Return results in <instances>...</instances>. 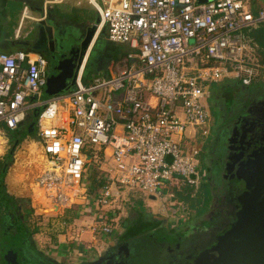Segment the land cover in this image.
<instances>
[{"label": "built area", "instance_id": "built-area-1", "mask_svg": "<svg viewBox=\"0 0 264 264\" xmlns=\"http://www.w3.org/2000/svg\"><path fill=\"white\" fill-rule=\"evenodd\" d=\"M64 1L45 0L43 8ZM90 1L98 32L129 46L124 65L111 76L85 81L84 60L75 86L41 101L46 60L24 49L0 52V122L14 130L31 109L41 108L38 138L51 168L38 177V186L64 208L76 188L87 185L90 145L113 158L115 167L104 170L100 187L90 191L96 205L91 231L113 235L116 218L109 208L118 189L124 196L145 191L162 197L174 180L200 187L199 150L186 145V125L199 137L207 135L209 111L202 99L213 84L263 81L264 59L242 31L264 22V7L256 8V0ZM25 19H35L27 6L21 23ZM64 116L67 124L57 125Z\"/></svg>", "mask_w": 264, "mask_h": 264}, {"label": "flooded vegetation", "instance_id": "flooded-vegetation-1", "mask_svg": "<svg viewBox=\"0 0 264 264\" xmlns=\"http://www.w3.org/2000/svg\"><path fill=\"white\" fill-rule=\"evenodd\" d=\"M48 12L47 22L53 26L51 37L48 38L43 26L37 28L33 22L27 30L22 31L17 46L43 57L50 71L78 56L77 48L90 25L79 21L80 18L75 20L73 15H68V10L62 12V9L51 7ZM95 52L94 46L87 59L85 75L87 68L93 64ZM100 56L101 60L106 58V55ZM208 98L209 130L206 136L200 138L198 157L203 170V182L208 185L206 196H209L210 201L202 212L203 218H196L193 224L188 223L189 230L185 229V234L168 241L149 240L148 244H138L147 251L158 253L162 264H187L206 247L214 244L218 236L237 221L241 208L239 197L245 189L244 184L241 185L238 180L244 173L243 167L247 168L246 171H256L259 162L264 164V81L252 85L238 83L227 92L211 91ZM31 119L29 114L24 124ZM181 225L173 227L182 229ZM134 240L122 241L118 237L115 243L101 253L98 260L92 259L80 264L112 263L121 257L120 247L123 244L130 247ZM65 261L42 251L35 244L17 250L18 264H71Z\"/></svg>", "mask_w": 264, "mask_h": 264}, {"label": "rangeland", "instance_id": "rangeland-1", "mask_svg": "<svg viewBox=\"0 0 264 264\" xmlns=\"http://www.w3.org/2000/svg\"><path fill=\"white\" fill-rule=\"evenodd\" d=\"M80 1L85 4L83 5L84 7L88 6L86 8H83L82 11L78 9H75V11L74 10L69 11L68 9H65V6L62 4H56L52 7H55L56 9H62V12H67L68 10L69 11L68 15L70 14L73 15V18H75V20H77V18H81L83 16V13L87 12L86 13L88 15L87 25H91L95 23L98 19V14L96 10L90 8L87 0H80ZM86 14L84 16H86ZM30 23H31L30 20H26L24 26L25 30L28 29ZM112 45H118V43H114V44L112 43ZM121 47H125V46L121 45ZM108 62H109L108 59H104L100 61L99 68L102 69L105 68V64H107ZM118 65L119 67H122L123 63L119 62ZM119 67H116V65H114L113 67V70H115L114 72H116L119 69ZM116 68L118 69L116 70ZM262 79L264 81V77ZM71 87L72 85L69 86L68 89H70ZM227 91L228 90H225V92ZM48 97L49 96L45 92L44 95L39 100L43 101L48 99ZM202 103L206 107H208V103H209L208 100L202 99ZM33 109L29 111V114L33 113ZM177 111L183 112V109L179 107ZM181 118L184 119V112ZM199 135L200 134H196V130L194 126L190 124L186 125V130H185V138H187L185 142L187 143L186 145L191 144L193 146L198 147L199 146L198 143L201 142L200 139L201 137H199ZM1 136L3 137L2 139H0L1 164H3V162L6 161L7 156L5 155L13 150V157L7 162V169L4 178L6 190L9 194H11L16 198V201L21 207L20 212L25 217L26 222L30 227V229L34 230L35 228H38L36 233L33 235V242L35 243V245L46 253L54 254L53 253L54 251L51 250V247L53 244H55V240L57 239L56 235L58 233L57 231L59 228L58 225L61 222L59 219H56L53 213L58 211L60 212L63 211L60 207H56V206L53 207L50 203H47L48 201L45 202V200L41 197V195L48 194V192L46 188H38L37 186V184H39L38 177L44 172L45 169V168L43 169L45 161L42 162L43 154L42 151H40L41 146L39 145L36 139L38 134L36 133V135L34 136L28 135L18 145H16L14 142L9 144L8 140H6V138L3 135ZM90 147L93 149L94 158L91 161V163H89L87 166L86 180L87 181L89 180V182H91L92 184L91 186H93L92 189L96 190V188L100 187L101 176L102 174H104V170H109L110 168H114L115 163L113 161V158L104 156L102 152H100L99 150L100 147L98 145H90ZM182 151L185 152V149L182 148ZM100 157L101 159H99ZM175 183L177 184L178 181L174 180L173 184L176 185ZM88 186L90 185H86V188H88ZM177 186H179L178 191L184 196L188 194L187 192H192L191 198L194 199V206L191 207L192 204L190 197H186V200L184 201L173 200V197H170L168 193V194H164L162 197L159 195H155L156 200H151L149 196H151L152 194L145 191H143L144 195L145 197H147V199H149L146 202L147 206L145 207V209H143V206H141L140 204H138L140 208H137L138 207L137 205L133 206L134 208L127 205L123 206V204H121L124 201L123 199H125L123 197L124 196L123 194L126 193H122L121 189H118L117 193L119 196L117 195L116 201L113 203V206L109 208L113 217L116 218V223L114 225L115 231L112 236L114 235L116 236L118 232H123V228L121 224L124 220H127V222L133 221L142 212L145 213L148 218L153 217L156 220H161L163 221V225H169L170 227L177 226L178 224H180L181 222L179 220L180 218L184 219V221L182 222L187 221L190 224H193L197 220L196 218L198 219L203 218L204 213L202 214L201 209L203 208V203L205 205L204 200L206 198V195L208 194V187L204 186L201 192L200 187L198 186L197 187L189 186V185L187 186L186 184L183 183H178ZM180 187L181 188L186 187V189H180ZM40 193L41 195H39ZM89 195L92 198V194L89 193ZM75 202L76 203L73 205L72 209L77 210V208H79L78 207L79 205H83V203L82 204L79 203L80 202L79 200H76ZM80 208L79 211H81ZM79 211L78 213L80 214ZM65 212L67 211L65 210ZM197 212H199L202 215L197 216ZM71 214L72 213L69 212L67 213V217L69 216L68 219H70ZM66 223H68L67 218H66ZM61 224L63 225L64 223L62 222ZM181 226L183 227L184 230L188 229V224L185 225L184 223ZM115 240L116 239L113 238L114 243L116 242ZM58 244L60 245V242ZM67 258L69 259L65 261L61 257H57L58 260L69 262L71 264H80L83 261H86L84 259L79 261L72 253L67 254ZM99 258H100L99 255H96L93 258V260H98Z\"/></svg>", "mask_w": 264, "mask_h": 264}, {"label": "crops", "instance_id": "crops-1", "mask_svg": "<svg viewBox=\"0 0 264 264\" xmlns=\"http://www.w3.org/2000/svg\"><path fill=\"white\" fill-rule=\"evenodd\" d=\"M45 0H0V52H14L16 50H19V46L18 45V39L20 38L19 36L21 35L22 31L25 30L24 26H25V22L26 20H30L31 23L30 25L33 23V20H36V18H40L39 15L37 14L36 10L43 7V2ZM88 4L90 6V8H93L94 10H96V8L93 6L92 2L90 0H87ZM97 1L100 5L104 4L103 0H95ZM62 5L65 6V9H68L69 11L78 9L80 11H82L83 8H86L88 6H83L85 5L83 2H81L80 0H65L63 3H61ZM256 8H262L264 7V0H256ZM27 6L30 10V14L32 16H35V19H25L23 20V22L21 23L22 20V12L24 7ZM55 8V7H52ZM97 12V10H96ZM87 13V12H86ZM86 13H83V16L80 18L82 22H85L87 24L88 22V15ZM86 14V16H84ZM98 14V12H97ZM99 18V16H98ZM21 24V25H20ZM29 25V26H30ZM21 26L20 29V33L19 36L17 37L16 33L19 29V27ZM29 28V27H28ZM27 30V29H26ZM100 38V37H99ZM102 38V37H101ZM104 39V40H103ZM102 43L104 44V46L106 47L107 44L108 46L110 45V49L111 51H106V50L101 53V51L99 52V48L96 50L95 52V57L93 59V64L91 65L90 68H92V72L89 74L90 76L87 79V81H91L92 78H94L95 76H111V74L115 73L113 70L114 65H116V67H119V62H122L123 65L125 63V56H122V54L119 52L120 48H124V50H126L127 48H129V46L127 44H122V43H118V45H112V43L114 44L115 42H112L108 39H105L104 37L102 38ZM101 42H96L95 47L98 46L100 47V45H102ZM100 44V45H99ZM120 44V45H119ZM121 45H124L125 47H121ZM25 50V49H24ZM118 50V51H117ZM100 53L102 54V57L105 56L106 58L104 59H108V63L105 64V68H99V63L101 60V56ZM109 57H108V56ZM103 59V60H104ZM121 67H119L120 69ZM118 68H116L117 70ZM231 79V81L228 82V80ZM235 79L233 78H226V80H222L219 83H215L212 85L211 87V91L213 92H218V91H222V89H220L218 86H220L221 84L224 83V85L226 86L227 83L230 85L232 82H234ZM263 82V81H262ZM49 98V97H48ZM209 98H207L208 100ZM28 118V116H27ZM26 118V120H27ZM26 120L23 122V124L26 122ZM22 124V125H23ZM57 125H66V117L64 116L63 118H61V120H57L56 122ZM6 126V124L4 122H0V139H2L3 137L1 135H3L6 140H8V143H12V135L7 132V130L5 129L4 126ZM21 125V126H22ZM7 127V126H6ZM36 128H37V122H36ZM17 129V128H16ZM15 130V129H14ZM37 134H38V130H37ZM34 136V135H33ZM37 142L39 143V145L41 146V143L39 142V138L37 136ZM40 151H42V148L40 149ZM6 154V153H5ZM4 154V155H5ZM43 154V151H42ZM8 154H6L5 156H7ZM42 162L45 161V164L43 166L44 171L48 170L51 168V164L49 163L48 159H46L44 157V154L42 155ZM108 157V156H107ZM5 159V158H3ZM1 160V159H0ZM49 165V166H46ZM105 173V172H104ZM87 185L88 188L82 187V188H76V194L73 198H71V206L70 207H66L64 208L63 206H58L57 204H55L53 202V198L50 196V190H47L48 194H42L41 193L39 195H41V197L46 201H48L47 203H50L53 207H60L62 209L63 212H55L53 213L54 216L56 217V219H59L60 222L64 223L63 225L60 223L58 226V233L56 235V240H55V244L52 245L51 250H53L54 254H51L52 256H56L57 257H61L63 260H67L69 258H67V254H74L75 257L80 261L82 259L88 261V260H92L96 255H101L102 252H104L109 246H111L113 244V238L114 239H118L119 235L122 232H118V234L115 236L112 235H106V234H101L98 232H92L90 229V225L92 224V219L94 216V213L96 211V205L93 204L92 202V198L90 197L89 193L91 191V189L93 188V186H91V182H89V180L87 181ZM38 186V184H37ZM174 187H179L177 185H174L172 187H170L169 189H167L165 191L164 194H168L170 197H173V200H186L185 198H181L178 195H176V193L174 192ZM38 188H42L39 187ZM180 189H186V187H183ZM202 190V188H201ZM11 195V194H10ZM133 195V196H132ZM125 199H123L122 203L123 206H138V204H140L141 206H143V209H145V207L147 206V197H145L143 192H136L135 194H128V196H123ZM149 198L151 200H156V196L155 195H151L149 196ZM79 200L80 204L83 203V205H79L78 207L81 209L80 215L78 213V216H76L75 218L72 219V221H68V223H66V218H67V213L69 211V209H72L73 205L76 203L75 201ZM205 200H207V198H205ZM131 203V205H129ZM116 207V206H115ZM134 208V207H133ZM136 208V207H135ZM137 208H140V206H138ZM88 210V214L85 210ZM65 210L67 212H65ZM141 211V209H140ZM111 213V212H110ZM112 215V213H111ZM125 221V220H124ZM60 229V230H59ZM60 231V233H59ZM73 236H75V238L73 239ZM69 241V242H67ZM60 242V245L58 244ZM63 242V243H61ZM51 246V245H50ZM56 251H55V250ZM58 249V250H57ZM72 260V259H71ZM77 260V261H78Z\"/></svg>", "mask_w": 264, "mask_h": 264}, {"label": "water", "instance_id": "water-1", "mask_svg": "<svg viewBox=\"0 0 264 264\" xmlns=\"http://www.w3.org/2000/svg\"><path fill=\"white\" fill-rule=\"evenodd\" d=\"M36 12L40 18L33 22L37 28L43 26L50 38L53 26L47 22L48 9L41 7ZM98 22L99 18L88 27L80 47L77 48L78 56L48 71L45 92L49 97L65 93L69 86H75L77 72L83 61L89 59L99 37L104 35V38L108 39L106 30L98 32L96 26ZM22 124L23 122L18 127ZM263 165L259 162L256 171L253 169L246 171L247 168L243 167L244 173L238 180L241 181V185L244 184L245 189L239 197L241 208L237 221L224 234L218 236L214 244L206 247L187 264H264ZM120 249L122 254L120 259L109 264H162L158 253L147 251L136 242H133L130 247L123 244ZM4 260L7 264H18L17 250L11 247L5 254Z\"/></svg>", "mask_w": 264, "mask_h": 264}, {"label": "trees", "instance_id": "trees-1", "mask_svg": "<svg viewBox=\"0 0 264 264\" xmlns=\"http://www.w3.org/2000/svg\"><path fill=\"white\" fill-rule=\"evenodd\" d=\"M242 35L246 43H248L249 45L255 48L256 54L262 59H264V22L260 23L256 27L244 29L242 31ZM101 37L103 38L104 35H101L99 38V42L102 43L104 39L102 40ZM95 48L96 50L99 48V52L101 51V53H103L106 50V48H107L106 51L108 50L111 51L110 45L108 46L107 44V46L105 47L103 43L102 45H100V47L97 44V47ZM19 49H24V48L20 47ZM129 51L130 49L128 48L126 50L120 48L119 52L122 54V56H125L128 54ZM101 53L100 55H102ZM90 67L91 66L87 68V75L84 78L85 81H87L86 78H88L90 76L89 74L92 72V68ZM229 81H231V79H229L228 82ZM238 83H240L239 80L235 79V81L232 82L230 85L227 83V85L225 86L223 83L218 87L223 91L224 90L229 91L235 86H237ZM40 110H41L40 107L34 108L33 113L30 114L32 119L15 130H11L10 128L3 125L7 130V132H9L12 135V142L18 145L28 135L31 136L36 135L37 133L36 122L38 119V116L36 114L39 113ZM12 157H13V150L8 153L6 157V161H4L3 164L0 163V264H7L6 261L4 260V256L11 247L13 249L20 251L28 247H33V244H35L33 242V235L36 233L38 229V228H35L34 230L30 229V227L26 222L25 217H21L22 215L20 212L21 207L16 201V198L10 195L6 190L4 178L7 169V162ZM200 173L202 178L200 184V190H201V188H203L204 186L208 187V185L203 182L204 175L201 167H200ZM173 190L176 193V195H178L181 198L182 197L191 198L192 192H187L188 194L184 196L178 191L179 190L178 187H174ZM208 198L209 196L207 197V200H204L205 205L203 203V208L201 209V212L206 210V208L208 207L210 201L208 200ZM191 204H190L191 207L194 206L193 198H191ZM129 205H131V203ZM68 212L72 213L70 219H68L69 216L67 217L68 221L70 220L72 221V219L75 218L76 215H78V209L77 210L69 209ZM179 220L181 221V222L179 221L180 224H184V223L185 225L188 224L187 221L182 222L184 221V219H179ZM121 226L123 228V232L119 236L120 240L130 241L131 239L133 240L135 239L132 242H136L137 244H142V243L148 244L149 240L168 241L172 239V237H177L180 234H185L184 233L185 230L183 228L181 229L180 227L175 228V227H170L169 225H163V221L156 220L153 217L148 218L147 215L143 212L139 214V216L133 221H128V222L127 220L123 221ZM186 230H189V228Z\"/></svg>", "mask_w": 264, "mask_h": 264}]
</instances>
